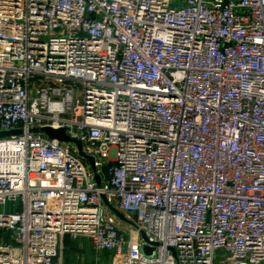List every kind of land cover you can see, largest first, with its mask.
<instances>
[{"label": "built area", "instance_id": "built-area-1", "mask_svg": "<svg viewBox=\"0 0 264 264\" xmlns=\"http://www.w3.org/2000/svg\"><path fill=\"white\" fill-rule=\"evenodd\" d=\"M10 131L0 264H264V0H0Z\"/></svg>", "mask_w": 264, "mask_h": 264}, {"label": "crops", "instance_id": "crops-1", "mask_svg": "<svg viewBox=\"0 0 264 264\" xmlns=\"http://www.w3.org/2000/svg\"><path fill=\"white\" fill-rule=\"evenodd\" d=\"M62 264H116L106 252L95 251L84 238L66 237L63 241Z\"/></svg>", "mask_w": 264, "mask_h": 264}, {"label": "water", "instance_id": "water-1", "mask_svg": "<svg viewBox=\"0 0 264 264\" xmlns=\"http://www.w3.org/2000/svg\"><path fill=\"white\" fill-rule=\"evenodd\" d=\"M33 133L46 135V136H48L51 139L59 140L63 144L75 145L77 147L78 151H79L80 156L83 159H86L87 161H89V163L91 164V167L93 168V170H95L94 159L89 157V156H87L84 153L82 142L73 140L69 136H67V130L65 128L59 129V130H54V129L50 128V127H45V128H41V129H35V130H33ZM21 134H22L21 131L0 132V138H7V137H10V136L21 135ZM96 182H97V184H100L101 179H100L99 176H96ZM104 202L106 203L105 200H104ZM106 205L109 207L111 212L115 216H117V218L119 220L127 221V219L125 218V216L123 214L118 212L115 208H113L108 203H106ZM145 252H146V254L151 255L152 251H151V249L146 248Z\"/></svg>", "mask_w": 264, "mask_h": 264}, {"label": "rangeland", "instance_id": "rangeland-1", "mask_svg": "<svg viewBox=\"0 0 264 264\" xmlns=\"http://www.w3.org/2000/svg\"><path fill=\"white\" fill-rule=\"evenodd\" d=\"M83 163L87 166L88 163L87 161H83ZM15 207L16 206H9L6 208L0 207V211L1 210H5V211H9V212H13L15 211ZM225 256L226 254L224 253L223 250L219 251L218 253H216V259H215V264H224L225 263Z\"/></svg>", "mask_w": 264, "mask_h": 264}]
</instances>
